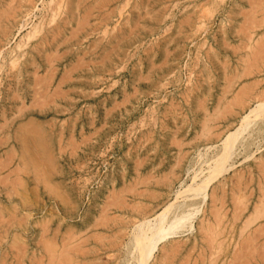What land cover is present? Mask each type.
<instances>
[{
	"label": "rangeland",
	"instance_id": "1",
	"mask_svg": "<svg viewBox=\"0 0 264 264\" xmlns=\"http://www.w3.org/2000/svg\"><path fill=\"white\" fill-rule=\"evenodd\" d=\"M262 101L264 0H0V264H125ZM250 144L153 264H264L262 128Z\"/></svg>",
	"mask_w": 264,
	"mask_h": 264
},
{
	"label": "bare ground",
	"instance_id": "2",
	"mask_svg": "<svg viewBox=\"0 0 264 264\" xmlns=\"http://www.w3.org/2000/svg\"><path fill=\"white\" fill-rule=\"evenodd\" d=\"M261 128L264 130L263 101L246 109L232 130L219 140L220 146L217 145L199 160L198 170L190 174L188 183L173 192L170 201L150 218L137 224L135 232L130 234L125 244V264H153L154 256L162 244L189 231L201 214L206 200L209 197L211 199V182L226 166H232L236 156L245 152L252 136L259 133Z\"/></svg>",
	"mask_w": 264,
	"mask_h": 264
}]
</instances>
